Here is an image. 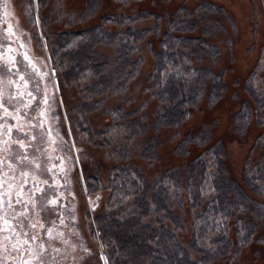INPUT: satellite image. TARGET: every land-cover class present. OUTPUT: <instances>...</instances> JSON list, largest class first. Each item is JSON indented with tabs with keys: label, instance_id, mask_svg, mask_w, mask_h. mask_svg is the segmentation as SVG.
I'll return each mask as SVG.
<instances>
[{
	"label": "rangeland",
	"instance_id": "obj_1",
	"mask_svg": "<svg viewBox=\"0 0 264 264\" xmlns=\"http://www.w3.org/2000/svg\"><path fill=\"white\" fill-rule=\"evenodd\" d=\"M200 5L204 9L198 11ZM0 13V20L6 19L2 26L6 43L1 42L0 46V70L13 66L12 62L20 52L19 42H22L43 74L36 87L45 89L44 97L48 101L43 106L53 136L44 144L43 157L51 168L44 167L45 175L38 180L40 183L45 179L48 181V184L44 183L47 192L44 209L37 221L44 227H40L42 234H38L37 228L36 235L33 233L32 236L46 247L48 264H104L106 250L98 236L96 220L108 210L118 167L136 166L150 184L173 168L179 169L183 176L184 170L203 150L194 144L179 149L189 135L199 136L209 131L211 143L224 145L230 179L245 186L254 200L264 202V198L248 189L250 186L246 183L248 169L255 170L264 156V141L260 138L264 125L259 123V115H264V109H259L247 90L249 83L259 92L264 90V0H0ZM120 16L136 19L131 25L123 26L124 29L129 26L145 31L159 25L161 35L151 32L141 40L140 51L132 58L136 60L143 56V63L127 88L120 93H108L102 106L93 107L101 97L86 100L82 93L84 83H78L65 69L56 70L50 48L61 32L90 29L104 24L107 17ZM174 21L193 24L189 30L176 34L203 38L216 47V55L203 53L204 59L198 61V65L222 74L226 92L214 105L207 94L193 109L190 119L180 126H157L164 104L155 94L158 89L152 88L154 51L160 50V39ZM106 26L113 31L119 28ZM97 49L115 55L112 47ZM7 85L0 79V91L7 89L8 92ZM44 97L41 100L44 101ZM245 101L252 108V118L249 124L242 126L240 111ZM21 103L26 104L25 101ZM118 108L122 109L123 115H130L128 119H122L120 115L118 118ZM17 116L19 119L14 121L25 124V119L20 114ZM132 120H141L145 128L130 140L128 147L132 153L120 155L119 146L125 143L126 133L117 123ZM42 125L48 134L44 120ZM106 129H109L107 133ZM5 170L7 166L2 165L0 175ZM262 175L264 178V172ZM13 177L7 183H0V194L9 192ZM92 178L97 182L93 183ZM19 182L15 180V188ZM180 183L184 203L176 204L174 212L184 220L185 228L178 234L190 248L193 223L199 210L191 205L186 189L188 179L182 177ZM2 195L0 206L3 205ZM53 199L57 201L55 205L49 203ZM241 217L256 225L252 242L241 249L237 258L228 256L208 264H264V242L260 240L264 239V216L253 210L234 213L229 234L233 242L237 239V223ZM150 220H154V216ZM167 223L169 227L174 226ZM48 230H51V236ZM13 233L15 231L0 226V264H24L18 260L20 251L12 248L13 243L19 242ZM5 237H11V240L6 242ZM201 255L192 251L194 260Z\"/></svg>",
	"mask_w": 264,
	"mask_h": 264
},
{
	"label": "trees",
	"instance_id": "obj_2",
	"mask_svg": "<svg viewBox=\"0 0 264 264\" xmlns=\"http://www.w3.org/2000/svg\"><path fill=\"white\" fill-rule=\"evenodd\" d=\"M202 9L200 5L198 11ZM134 20L124 16L107 17L105 23L97 27L61 32L50 48L51 61L56 70L65 69L78 83H84L82 93L86 100H91L93 96L101 97L93 103V107L102 106L108 93H120L127 88L143 63V56L136 60L132 58L140 51L141 40L151 32L161 35L159 25L145 31L129 26L123 28ZM108 24L119 28L110 30L106 26ZM169 26V30L162 33L160 50L154 51L151 81L152 88L158 89L155 92L157 98L164 104L156 125L177 127L190 119L193 109L207 94L211 105L217 104L226 92V83L222 74L198 65V61L204 59L203 53L216 55V47L203 38L176 34L189 30L193 26L189 22L174 21ZM0 34L4 37L2 31ZM3 41L6 43V39ZM101 46L114 48L115 55L98 50ZM249 84L247 90L259 109L263 110L264 90L259 92L257 87ZM251 111L245 101L240 111L242 126L250 123ZM122 112L120 108L116 110L118 118L128 119L130 115H123ZM259 123L264 125L262 114L259 115ZM117 125L126 133L125 143L119 146L120 155L130 154V140L136 132L144 130V124L141 120H132ZM108 131L106 129L105 132ZM260 138L264 141V133ZM188 144L203 150L184 170L183 176L179 169L173 168L150 184L136 166L118 167L108 210L96 220L97 233L106 250V264H208L228 256L237 258L241 249L252 242L256 225L239 218L237 239L233 242L229 236L230 219L236 212L251 210L262 217L264 202L254 200L245 186L230 179L224 160V145L221 142L211 143L209 131L199 136L189 135L179 149ZM262 160L255 170L248 169L246 183L250 186H247L248 189L264 198V156ZM182 177L188 179L186 189L191 205L199 210L193 223L190 248L180 240L178 231L185 228V223L174 212L176 204L184 203L180 183ZM91 180L97 182L96 178ZM152 216L154 220H150ZM167 222L174 226L169 227ZM260 240L264 242V239ZM191 250L202 255L194 260Z\"/></svg>",
	"mask_w": 264,
	"mask_h": 264
},
{
	"label": "flooded vegetation",
	"instance_id": "obj_3",
	"mask_svg": "<svg viewBox=\"0 0 264 264\" xmlns=\"http://www.w3.org/2000/svg\"><path fill=\"white\" fill-rule=\"evenodd\" d=\"M4 24H6L5 18L0 20V31L3 30L2 26ZM8 26L12 25L8 23ZM12 34H14V31H12ZM4 39L5 38L0 34L1 42L4 43ZM19 43L20 52L17 53V56L13 60L14 66L8 68L5 67L0 70V79L3 83L6 81V85L9 83L7 86L10 88L8 92H6L7 89L4 92L2 89L0 91V94H2L4 107H7L9 113L11 112L15 116L20 114L21 117L25 119V124H21L17 121H14L12 116L5 117L4 108L0 107V122L2 123V125H0V129L4 127L5 120L7 121L8 125H16L23 128V132H17L16 128L14 127L11 137L3 135L0 136L1 160L5 156L9 157L8 161L3 164V166H7L8 171L5 170L0 175V183H5V181L8 182V180L14 176V182L11 183L12 186L10 187L9 192H6L4 195L0 194L2 195L3 199V205L0 206V226H5L11 229V231H15V233L12 235L17 237L19 241L17 243L21 246L18 260L20 259V262H25V260H27L29 262H34V264H38L31 253L32 249H36L37 251L40 250L39 246L41 245V241H38L37 243L36 240L32 239V234L34 233V236L36 235L37 228L38 234H42L40 225L37 223V221H39V217L42 216L47 195L44 183H40L38 180L41 181L45 175L43 172L44 167L50 166L51 168V164H49L46 158L43 157L45 151L43 148L44 144H46V141H48V139L53 135L49 131L46 111L45 107L43 106L45 103L43 100H41L42 97L45 96V89L43 90L39 87H36L39 81L38 78H42L43 74L41 73V69L36 64L34 58H31L27 50L24 49L22 42ZM9 68H11L12 71H9ZM53 74L55 75V73ZM20 76L24 77L23 81L20 80ZM55 82L58 87V81L55 80ZM29 92L32 94L31 96L28 95ZM20 93H23V96H20ZM11 97L17 98L12 99L11 103H7ZM21 101H25L26 104H29L30 102V106L25 107L26 104L21 103ZM17 109H19L18 113L16 112ZM43 120L47 132L49 131L48 134H46V131L43 128ZM25 133L28 134V140L25 142H31V146L27 149V155L29 160L34 161V163H20L19 158L16 157V153L18 151L22 152L23 150L19 149L18 145L11 143V141L14 139L23 138ZM32 136H35L36 139L32 140ZM5 139H7L9 144H11L12 153H5L3 151L2 141ZM37 149H39V151ZM9 163L13 164L14 168L10 169L8 167ZM37 163L40 165L39 169L35 167V164ZM0 168L2 169V166H0ZM22 172H28L29 175L25 177L22 175ZM5 173H7V176H5ZM16 179L20 180V182L17 184V188L14 187ZM25 180H27L26 184L24 183ZM34 185L44 189V191L37 192ZM17 199H19L21 202L16 203ZM9 202H11V207L8 206ZM33 202H35V207H33ZM41 205H43V207H41ZM21 213H23V215H21ZM5 221H7V224ZM32 224H36V227L32 228ZM25 240L28 242L24 243ZM44 248V255L46 256L47 249L45 246ZM103 260L104 264H106L104 257Z\"/></svg>",
	"mask_w": 264,
	"mask_h": 264
},
{
	"label": "snow or ice",
	"instance_id": "obj_4",
	"mask_svg": "<svg viewBox=\"0 0 264 264\" xmlns=\"http://www.w3.org/2000/svg\"><path fill=\"white\" fill-rule=\"evenodd\" d=\"M14 66V65H13ZM9 71H12L11 68L8 69ZM20 80H24V77L23 76H20ZM11 83V81H10ZM29 96H31L32 94L29 92L28 93ZM20 96H23V93H20ZM17 97H11L9 98V100L7 101V103H11L12 99H16ZM34 99V97H33ZM44 103H48L47 101V98H45L44 100ZM30 106V102L29 104L25 105V107H28ZM0 107H3L4 108V115L5 117H8V116H12V113H9L8 112V109L7 107H4V103L2 101V94H0ZM17 112H19V109L16 110ZM13 119H19V116H12ZM58 119V118H57ZM16 128V131L17 132H23V128L22 127H18L16 125H8L7 124V121L5 120V125L2 129H0V135H3V136H8V137H11V134L13 132V128ZM35 127V126H34ZM32 140H35L36 137L35 136H32L31 137ZM28 140V134L25 133L24 137L23 138H18V139H14L11 141L12 144H16L18 145V148L23 150L22 152H17L16 153V157L19 158V161L20 163H25V162H28V163H34V161L32 160H29V157L27 155V149L31 146V142L28 141V143H26L25 141ZM2 144H3V151L5 153H12V147H11V144H9V141L7 139L3 140L2 141ZM39 151V149H37ZM14 157V158H16ZM9 157L8 156H5L2 160H0V166H2L6 161H8ZM8 167L11 169V168H14V165L9 163L8 164ZM35 167L37 169L40 168V165L37 163L35 164ZM62 170V169H61ZM22 175H24L25 177H27L29 175L28 172H22ZM5 176H7V173H5ZM34 179V177H33ZM45 184H48V181L47 179H45L43 181ZM5 183H7V181H5ZM24 183L26 184L27 183V180L24 181ZM35 187V190L37 192H43L44 189H41L39 188L38 186L34 185ZM21 201L19 199H17L16 203H20ZM49 203H51L52 205H55L57 203V201L55 199L51 200ZM9 207H11V202H9L8 204ZM33 207H35V202H33ZM41 207H43V205H41ZM21 215H23V213H21ZM5 223L7 224V221H5ZM32 228H35L36 227V224H32L31 225ZM41 228L44 227L43 224L40 225ZM26 235V234H25ZM48 235L51 236V230H48ZM32 239H36V237H32ZM11 240V237H5V241H10ZM28 241L25 240L24 243H27ZM12 248L14 250H17L19 251L21 246L18 244V243H13L12 244ZM39 251H37L36 249H32V255H33V258L38 262V264H48V260L46 259L45 255H44V252H45V248H44V245L41 244L39 246ZM24 264H30L29 261H25Z\"/></svg>",
	"mask_w": 264,
	"mask_h": 264
},
{
	"label": "water",
	"instance_id": "obj_5",
	"mask_svg": "<svg viewBox=\"0 0 264 264\" xmlns=\"http://www.w3.org/2000/svg\"><path fill=\"white\" fill-rule=\"evenodd\" d=\"M55 72V71H54Z\"/></svg>",
	"mask_w": 264,
	"mask_h": 264
}]
</instances>
